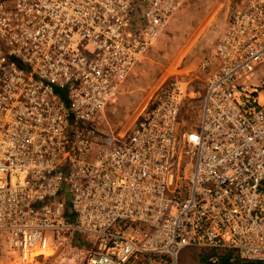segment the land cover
Returning a JSON list of instances; mask_svg holds the SVG:
<instances>
[{"label": "built area", "instance_id": "1", "mask_svg": "<svg viewBox=\"0 0 264 264\" xmlns=\"http://www.w3.org/2000/svg\"><path fill=\"white\" fill-rule=\"evenodd\" d=\"M185 2L0 0V238L23 263L48 235L82 236L85 264L264 261V0L233 9L195 128L180 78L130 133L97 123Z\"/></svg>", "mask_w": 264, "mask_h": 264}, {"label": "rangeland", "instance_id": "2", "mask_svg": "<svg viewBox=\"0 0 264 264\" xmlns=\"http://www.w3.org/2000/svg\"><path fill=\"white\" fill-rule=\"evenodd\" d=\"M237 3L238 0H186L120 86L114 99L104 107L97 119L99 127L104 132L128 134L153 101L156 91L166 81L180 78L193 90L185 99L180 129L195 128L206 78L217 66V41ZM82 241L80 235L68 240L48 235L38 244L33 254L36 256L23 263L6 240L0 238V264H85ZM201 251L199 247H187L176 260L146 255L128 264H199Z\"/></svg>", "mask_w": 264, "mask_h": 264}, {"label": "trees", "instance_id": "3", "mask_svg": "<svg viewBox=\"0 0 264 264\" xmlns=\"http://www.w3.org/2000/svg\"><path fill=\"white\" fill-rule=\"evenodd\" d=\"M202 248L199 264H264V261L240 259L237 252L232 249L212 250ZM212 257L215 260L211 259Z\"/></svg>", "mask_w": 264, "mask_h": 264}, {"label": "crops", "instance_id": "4", "mask_svg": "<svg viewBox=\"0 0 264 264\" xmlns=\"http://www.w3.org/2000/svg\"><path fill=\"white\" fill-rule=\"evenodd\" d=\"M222 33H223V32H222ZM221 36H222V34H221ZM221 36H220V38H221ZM220 38H219V39H220ZM155 41H156V40H155ZM155 41H154V42H155ZM154 42H153V44H154ZM153 44H152L151 46H153ZM150 48H151V47H150ZM123 83H124V82H123ZM123 83H122V84H123ZM167 83H168V81H166L161 87H163V86L166 85ZM122 84H121V85H122ZM161 87H160V88H161ZM119 88H120V87H119ZM158 91H159V89L156 91V94L158 93ZM118 92H119V91H118ZM156 94H155V95H156ZM154 98H155V97H154ZM154 98H153V100H154ZM152 102H153V101H151V104H152ZM151 104H150L149 107L146 109V111L143 113L142 117H143L144 114L148 111V109L150 108ZM142 117H141V118H142ZM136 123H137V122H136ZM136 123H135V124H136ZM135 124H134V125H135ZM134 125H133V126H134ZM132 128H133V127H132ZM131 130H132V129H131ZM131 130H130V132H131ZM130 132H129V133H130Z\"/></svg>", "mask_w": 264, "mask_h": 264}, {"label": "bare ground", "instance_id": "5", "mask_svg": "<svg viewBox=\"0 0 264 264\" xmlns=\"http://www.w3.org/2000/svg\"><path fill=\"white\" fill-rule=\"evenodd\" d=\"M37 247H38V244H37V246L35 247V250H34L33 254L36 252V250H37Z\"/></svg>", "mask_w": 264, "mask_h": 264}]
</instances>
